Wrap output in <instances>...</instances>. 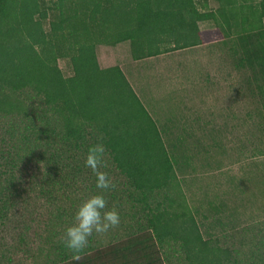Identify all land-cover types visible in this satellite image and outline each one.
<instances>
[{"label":"trees","instance_id":"16d2710c","mask_svg":"<svg viewBox=\"0 0 264 264\" xmlns=\"http://www.w3.org/2000/svg\"><path fill=\"white\" fill-rule=\"evenodd\" d=\"M210 1L0 0V120L22 124L6 132L45 145L52 185L82 183L106 202L116 198L109 191L124 187L145 216L144 232L83 250L79 260L63 250L56 264H166L162 249L173 245L187 264L230 262V251L203 237L159 125L126 73L117 65L102 68L97 54L99 46L129 42L133 60L141 61L233 41L236 65L264 80V0H216L215 10ZM208 22L212 28L203 29ZM61 59L71 61L72 76L64 75ZM97 143L105 146L100 170L116 179L110 190L97 189L84 166ZM1 207L0 197V213Z\"/></svg>","mask_w":264,"mask_h":264},{"label":"rangeland","instance_id":"374dc122","mask_svg":"<svg viewBox=\"0 0 264 264\" xmlns=\"http://www.w3.org/2000/svg\"><path fill=\"white\" fill-rule=\"evenodd\" d=\"M210 3L215 10L218 2ZM232 42L139 62L127 42L102 49L100 65L125 69L159 125L203 237L231 252L228 264H254L264 258V80L256 70L236 65L228 49ZM59 66L65 76L74 74L69 59ZM27 119L30 125L36 121L31 113ZM17 126H22L18 118L0 120V264H56L67 249L64 234L75 222V211L96 193L82 183L52 185L45 145L34 136L6 132ZM123 188L109 191L116 198L107 201L108 210L119 213V226L90 237L85 252L146 229L142 206ZM162 252L166 264H187L176 245Z\"/></svg>","mask_w":264,"mask_h":264},{"label":"clouds","instance_id":"9594fccd","mask_svg":"<svg viewBox=\"0 0 264 264\" xmlns=\"http://www.w3.org/2000/svg\"><path fill=\"white\" fill-rule=\"evenodd\" d=\"M105 146L103 143L91 145L88 148L84 166L95 174V187L102 191L114 187L108 174L101 171L104 164ZM74 223L67 227L63 244L73 254V259L79 260L80 253L87 247L89 238L94 234L107 233L120 224L119 213L107 209V202L102 194H97L84 200L74 214Z\"/></svg>","mask_w":264,"mask_h":264},{"label":"crops","instance_id":"0c3cea01","mask_svg":"<svg viewBox=\"0 0 264 264\" xmlns=\"http://www.w3.org/2000/svg\"><path fill=\"white\" fill-rule=\"evenodd\" d=\"M209 23V22H208ZM208 23H205V24H208ZM210 26H211V24H209ZM209 26V27H210ZM210 28H212V26L210 27ZM125 43H127V42H124V43H121V44H119V45H117V46H115V47H113V48H117V47H120L122 44H125ZM219 43V42H218ZM213 44H217V43H213ZM131 45V44H130ZM208 45H210V44H208ZM100 48H101V51H100ZM105 48H112V47H107V46H99V48H98V58H99V62H100V64H102V49H105ZM219 61H220V59H219ZM135 62H139V61H135ZM103 66V65H102ZM115 66V65H114ZM117 66H120L122 69H123V67L121 66V65H117ZM104 68H107V67H111V66H103ZM123 71L126 73V71H125V69H123ZM127 75V74H126ZM128 77V76H127ZM139 97H141L140 95H139Z\"/></svg>","mask_w":264,"mask_h":264}]
</instances>
